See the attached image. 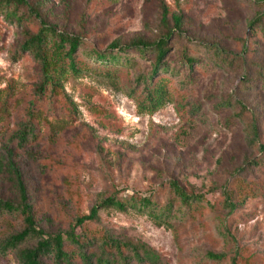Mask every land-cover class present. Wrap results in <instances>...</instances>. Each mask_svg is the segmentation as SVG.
<instances>
[{
  "label": "rangeland",
  "instance_id": "374dc122",
  "mask_svg": "<svg viewBox=\"0 0 264 264\" xmlns=\"http://www.w3.org/2000/svg\"><path fill=\"white\" fill-rule=\"evenodd\" d=\"M26 1L29 5L16 9L15 16L0 8V158L6 147L18 155L40 227L51 233L70 230L76 218L112 196L122 201L151 197L163 215L160 226L147 213L105 209L84 231L145 245L162 264H231L234 255L239 264H264V155L259 152L264 145V24L254 27L264 3ZM164 9L174 29L165 60L168 73L150 84L153 54L128 47L112 51L111 46L162 37ZM43 26L57 39L79 38L82 47L81 73L68 74L57 93L42 96L37 94L41 66L22 45L28 33ZM93 51L117 55L120 62L97 60ZM159 82L162 104L153 110L146 87L156 89ZM29 122L36 138L19 150L11 139ZM253 123L258 143L250 139ZM174 183L211 205H184ZM228 194L238 206L234 214L224 203ZM0 199L18 201L8 173L0 172ZM22 226L16 215L1 216L0 242ZM222 253L227 260L209 258ZM0 264H20L18 252L0 248Z\"/></svg>",
  "mask_w": 264,
  "mask_h": 264
},
{
  "label": "trees",
  "instance_id": "16d2710c",
  "mask_svg": "<svg viewBox=\"0 0 264 264\" xmlns=\"http://www.w3.org/2000/svg\"><path fill=\"white\" fill-rule=\"evenodd\" d=\"M0 2V8L4 5L8 16H15L16 9L29 5L26 0H0ZM259 2L264 3V0H259ZM11 8H14V11ZM163 13L162 29L164 34L156 41L135 37L125 47L120 46L119 42L113 43L111 46L112 51L122 52L128 47L129 49H135L143 56L149 53L153 54L155 61L150 76V84L159 73H168L165 60L170 52L169 40L174 34V29L168 24L167 10L164 9ZM179 21L176 19L175 22L178 28L180 27ZM263 24L264 15L254 24V27L257 28ZM55 34L54 31H49L43 26L34 35L28 33L22 45V52L31 53L41 66L42 81L37 87V94L42 96L48 91L53 94L57 93L68 74L78 75L81 73L77 57L82 47V41L79 38L65 35H61L57 39ZM50 46L51 48H49ZM90 55L113 66H118L120 62V58L117 55H112V53L106 54L93 51ZM215 55L222 58L223 52L216 49ZM187 64L193 65L190 60L187 61ZM161 82L158 83L156 89L149 90L146 87L153 110H156L162 104V97L159 95L163 94L164 86L161 85ZM251 132V142L258 143V129L254 123ZM32 136L36 138V128L33 123L29 122L14 134L11 142L16 141L17 148L22 150L29 145ZM4 152L5 154L0 158V172L8 173L12 178L18 201L0 199V217L16 215L21 218L23 226L18 233L0 242L2 252L17 251L20 264H162L161 256L145 245L124 242L109 232L100 235L84 231L87 224L96 223L100 220V211L105 209H113L121 213H128L129 211L147 213L160 226L163 224V215L157 212L156 205L151 197L132 198L130 201H122L114 196L106 198L100 205L93 207L88 215L76 218L75 224L70 230L51 233L45 231L38 224L39 220L35 215L26 183L18 166V155L10 147H6ZM259 152L264 155V145H260ZM258 163L261 162L259 160L253 162V164ZM172 186L175 195L184 205L192 206V204H202L204 202L211 205L203 195L191 196L176 183ZM239 187L241 192L245 188L243 184ZM224 203L229 213L234 214L238 206L232 202L230 194L226 195ZM29 242H33V244L21 248ZM209 258L220 262L227 260L228 257L227 254L222 253L210 254ZM230 263L239 264L237 255L230 259Z\"/></svg>",
  "mask_w": 264,
  "mask_h": 264
}]
</instances>
